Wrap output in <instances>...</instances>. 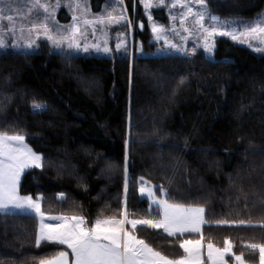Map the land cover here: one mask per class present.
I'll use <instances>...</instances> for the list:
<instances>
[{
  "label": "trees",
  "instance_id": "obj_1",
  "mask_svg": "<svg viewBox=\"0 0 264 264\" xmlns=\"http://www.w3.org/2000/svg\"><path fill=\"white\" fill-rule=\"evenodd\" d=\"M123 1L135 41L146 44L138 0ZM206 1L222 17L252 18L264 8V0ZM215 55L0 52V135L23 136L42 159L23 174L19 192L38 198L43 214L82 217L90 229L125 214L159 219L138 195L144 180L171 204L204 208L206 222L200 234L174 237L138 226V239L172 259L184 255L182 240L218 248L228 240L227 264L234 256L259 264L250 245H264V56L227 40ZM38 226L35 215L0 213V264H39L68 252L53 242L37 247Z\"/></svg>",
  "mask_w": 264,
  "mask_h": 264
},
{
  "label": "rangeland",
  "instance_id": "obj_2",
  "mask_svg": "<svg viewBox=\"0 0 264 264\" xmlns=\"http://www.w3.org/2000/svg\"><path fill=\"white\" fill-rule=\"evenodd\" d=\"M101 2V0H39L40 4L48 8V11L45 12L43 8L32 6L34 0H0V42L3 44V47H0V52L37 53L47 51L83 58L123 56L129 60H132L133 56L152 58L164 56L193 57L203 53L207 58L215 60L217 42L227 40L256 55L264 56V33L259 31L249 33L247 31L251 27L264 28V8L252 18L222 17L212 12L207 1L206 7L201 8L196 0H165L163 5L160 4V0H147L152 6L146 8V0H138L141 16L146 22L150 35L147 43L144 44L140 38L137 41L134 39V22L128 17L123 0H103V3ZM77 4L79 7L76 6ZM173 4L177 6L173 7ZM183 4H187L188 8L192 9V15L187 14V8L180 6ZM99 6L101 7L100 10H94ZM61 10L66 13V16L63 15L62 18H67L63 21L57 19ZM201 12L204 13L202 26L196 23L197 14ZM9 16L12 17L11 21L5 19ZM110 16L111 19H109ZM121 16L124 19L120 20ZM211 17H216V19L212 20ZM86 21L89 23H85ZM74 26L78 31L73 32ZM45 27L47 31H45ZM154 27L160 31L154 32ZM213 27L217 33L227 32L229 34L208 36L205 29L211 31ZM138 30L142 31L141 25ZM49 36L52 39H48ZM233 36L236 38L233 39ZM173 45L175 47H172ZM205 45H209L211 51H208ZM105 48L108 49L107 52L104 51ZM9 143L13 148L26 146L31 149L24 140L22 144L16 141ZM32 152L41 157L39 153L33 150ZM0 159H4V157L0 156ZM39 163L40 167L33 165L25 169L21 174L20 184L24 173L41 168L42 159ZM20 184L18 194L22 197L33 198L28 194L19 192ZM142 187L145 189L143 194L141 193ZM137 192L140 198L147 200L150 208H155L158 212L159 219L156 221L163 220V209L159 203H153V200L165 201L164 191L141 180ZM33 200H38L42 212L40 200L38 198H33ZM9 211L11 214H20L18 210L10 209ZM23 214L35 215L39 225L41 224V217L34 212L26 210ZM43 217L44 223L52 216L43 214ZM71 218L62 220V223H72ZM203 225H201V229ZM40 227L41 225L38 228V233ZM155 230H160L162 234L167 235L163 229ZM200 232H186L183 235L200 234ZM177 235L181 236L179 233ZM187 240H200L201 255L204 254L207 257L204 256L206 260L204 262L211 264L208 260L207 245L209 243H203L200 238ZM228 255H232V250L231 253L225 255V260Z\"/></svg>",
  "mask_w": 264,
  "mask_h": 264
},
{
  "label": "snow or ice",
  "instance_id": "obj_3",
  "mask_svg": "<svg viewBox=\"0 0 264 264\" xmlns=\"http://www.w3.org/2000/svg\"><path fill=\"white\" fill-rule=\"evenodd\" d=\"M165 0H160L163 5ZM196 3L201 8L206 7V0H196ZM34 8H43L45 12L48 8L39 3V0H34L32 5ZM79 7V4L76 5ZM150 3L145 2V7H151ZM176 7V4L172 5ZM187 8V14L192 15V9L188 8L187 4L180 5ZM196 23L202 26L204 13H198ZM151 18V17H150ZM11 21L12 17H5ZM111 19V16L109 17ZM124 19L123 16L119 18ZM215 20L216 17H211ZM102 23V21H100ZM85 23H89L86 21ZM45 31L47 28L45 27ZM78 29L73 27V32ZM154 32H159L160 29L154 27ZM208 36L213 34L228 35L227 32H216L215 27L208 31L205 29ZM249 33L257 31L264 33V28L251 27L247 30ZM236 37L233 36V39ZM48 39H52L51 36ZM0 47H3L0 42ZM172 47H175L173 45ZM208 51H211L209 45H205ZM87 51V49H85ZM261 50V49H258ZM108 51L107 48L104 49ZM34 109H41L44 106L34 104ZM23 136H0V213L11 214L10 209L18 210L23 214L26 210L34 212L41 217V228L36 237V246L39 247L43 242H55L67 245L71 249V255L74 257L73 264H202L201 261V241L200 240H183L179 247L186 254L178 259H169L162 255L160 251L154 250L143 239H138L135 233L138 226H147L153 229H163L167 236L174 237L178 233L183 235L186 232L198 233L201 231V225L206 221L204 219V208H185L181 205L169 204L165 201L153 200V203H159L163 209V220L153 221L150 219H105L97 220L90 228L82 227L84 220L82 217H72V223H62L60 225H48L43 223V213L40 211L38 200L28 196H20L18 187L20 184L21 174L30 166L40 167L39 161L41 157L32 152L31 149L24 147L13 148L10 141L23 143ZM145 189L141 188L143 194ZM54 220H67L65 217H49ZM125 223L131 225V231L124 228ZM218 223H226L220 221ZM240 223H244L241 221ZM208 260L211 264H227L225 255L231 253L232 244L225 240L224 248H217L209 243ZM250 247L253 250H259L260 264H264V245L252 244ZM68 253L60 252L57 257L50 259H41L39 264H67ZM237 264H243L241 256H234Z\"/></svg>",
  "mask_w": 264,
  "mask_h": 264
},
{
  "label": "crops",
  "instance_id": "obj_4",
  "mask_svg": "<svg viewBox=\"0 0 264 264\" xmlns=\"http://www.w3.org/2000/svg\"><path fill=\"white\" fill-rule=\"evenodd\" d=\"M53 217V216H52ZM122 219H125V215H123V217H122ZM121 219V220H122ZM44 224H48V225H60V224H62V220H54V219H47L46 221H44ZM41 225V224H40ZM39 225V226H40ZM39 226H38V228H39ZM129 227V228H128ZM41 228V227H40ZM124 228H125V230H127V231H131V228H130V224H127V223H125V225H124ZM37 234H38V229H37ZM53 243H55V242H53ZM59 244V243H58ZM61 245H63V244H61ZM67 249H68V252H66V253H68V257H67V264H73V261H74V257L71 255V249L70 248H68L67 247V245H64ZM182 250V249H181ZM182 252H183V250H182ZM183 254L184 255H186L184 252H183ZM183 255V256H184ZM206 257V255H204V254H202L201 255V261H202V264L204 263V261H206L205 260V257ZM229 256V255H228ZM169 259H172V257H169V256H167ZM227 257V256H226ZM207 258V257H206ZM234 264H237V262L235 261V259H234ZM243 264H245L244 262H243ZM259 264H260V262H259Z\"/></svg>",
  "mask_w": 264,
  "mask_h": 264
}]
</instances>
